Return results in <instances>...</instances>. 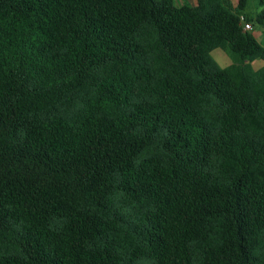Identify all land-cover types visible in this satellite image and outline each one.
I'll return each mask as SVG.
<instances>
[{"label": "trees", "instance_id": "trees-1", "mask_svg": "<svg viewBox=\"0 0 264 264\" xmlns=\"http://www.w3.org/2000/svg\"><path fill=\"white\" fill-rule=\"evenodd\" d=\"M175 1L0 0V264H264V9Z\"/></svg>", "mask_w": 264, "mask_h": 264}, {"label": "rangeland", "instance_id": "rangeland-1", "mask_svg": "<svg viewBox=\"0 0 264 264\" xmlns=\"http://www.w3.org/2000/svg\"><path fill=\"white\" fill-rule=\"evenodd\" d=\"M187 1H189L190 3L191 2L196 3V1L194 0H187ZM261 1L262 0H250L245 14L247 13L248 16L254 18L256 14L260 13L264 9V5L261 3ZM230 2L232 3L233 6H236L237 4V0H230ZM182 3L183 0L175 1L176 6H181ZM250 22L253 25V30L251 32L260 42L264 43V27L256 26L253 21ZM211 56L223 68L232 64L231 58L222 49L214 50ZM261 65H263V63L260 61L254 63L255 68H259Z\"/></svg>", "mask_w": 264, "mask_h": 264}, {"label": "built area", "instance_id": "built-area-1", "mask_svg": "<svg viewBox=\"0 0 264 264\" xmlns=\"http://www.w3.org/2000/svg\"><path fill=\"white\" fill-rule=\"evenodd\" d=\"M244 23V29L246 31H252L253 30V25L251 23H248V22H243Z\"/></svg>", "mask_w": 264, "mask_h": 264}, {"label": "crops", "instance_id": "crops-1", "mask_svg": "<svg viewBox=\"0 0 264 264\" xmlns=\"http://www.w3.org/2000/svg\"><path fill=\"white\" fill-rule=\"evenodd\" d=\"M186 1H187V0H183V3L186 2ZM194 1H196V0H194ZM187 2H189V1H187ZM183 3H182V5H183ZM189 3H190V2H189ZM190 4L193 5V6L196 5L195 2H191ZM182 5H181V6H182ZM257 62H258V61H257ZM260 62H262V61H260ZM262 63H263V65H264V62H262ZM263 65H261L259 68H261ZM259 68H255V69H259Z\"/></svg>", "mask_w": 264, "mask_h": 264}]
</instances>
